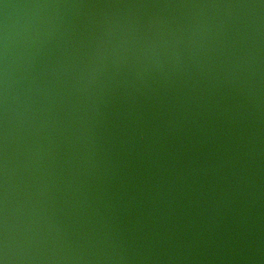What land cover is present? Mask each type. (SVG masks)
<instances>
[{
    "label": "water",
    "instance_id": "95a60500",
    "mask_svg": "<svg viewBox=\"0 0 264 264\" xmlns=\"http://www.w3.org/2000/svg\"><path fill=\"white\" fill-rule=\"evenodd\" d=\"M0 264H264V0H0Z\"/></svg>",
    "mask_w": 264,
    "mask_h": 264
}]
</instances>
